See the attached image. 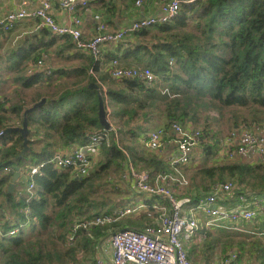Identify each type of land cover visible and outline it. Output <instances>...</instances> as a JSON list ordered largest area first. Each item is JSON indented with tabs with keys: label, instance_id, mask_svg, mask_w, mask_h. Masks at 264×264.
I'll return each mask as SVG.
<instances>
[{
	"label": "trees",
	"instance_id": "obj_1",
	"mask_svg": "<svg viewBox=\"0 0 264 264\" xmlns=\"http://www.w3.org/2000/svg\"><path fill=\"white\" fill-rule=\"evenodd\" d=\"M152 29L156 32L150 34ZM61 41H64L62 48ZM130 42L131 48L124 57L132 56L134 64L146 66L160 75V83H166L177 96L161 94L158 84L145 85L134 78L114 79L106 71L98 76L99 81L105 86V80H112L111 84L103 90L100 87L96 90L90 87V83L96 84L97 80L85 70L90 67V70L98 71L89 56H86L84 67L67 70L59 66L46 73L17 76L15 81L23 89H35L29 101H13L0 96V227L6 231L28 220L24 230L33 232L38 228L46 233L44 241L40 240V234L32 239H23L24 230L21 228L14 236L0 237V264L71 263L75 262L78 251L91 248L83 238L88 233L97 239L119 227L143 229L155 226L157 213L148 208L107 226L76 229L74 235L78 234L79 239L75 245H66L62 255L55 253L53 248V241L64 240L73 232L75 222L98 214L99 203H93L91 198L97 193L99 180L108 178L110 170L121 173L127 155L135 170L152 172V179L161 172L173 173V167L153 150L141 148L139 138L146 131L143 124L153 119H160L161 125L157 127L165 131L177 122L197 127L203 135L199 148L206 156L204 165L182 168L185 175L192 170L191 177L187 178L190 186L185 188L181 197L175 194L176 199L188 197L194 204L214 183L226 181L231 182L234 188L226 197L232 205L240 194L264 193V165L258 161L228 160L225 154L217 158L218 153L225 150L223 139L218 138L207 123L212 113L219 117L225 110H233L230 119L232 133L236 134L243 126L259 130L264 127V0H194L182 3L171 22L139 30ZM26 44L12 55V65H16L17 73L23 69V62L50 54L48 51L54 46L57 56H60L61 49L75 48L68 35L54 36L44 28L30 35ZM80 55L74 53V56L82 58ZM55 74L58 77L53 79ZM98 93L102 95L105 110L107 106L111 107L108 119L115 133L109 132L108 141L100 140L88 174L77 177L71 168H56L51 163H44L31 178L35 187L32 198L27 200L23 186L30 181L29 178L22 179L24 183L21 182L17 189L14 187L13 191H7L15 168L21 170L27 164L47 162L55 153L51 150L53 145H84L89 136L103 132L104 128L98 121ZM42 98H45L43 105L24 115L27 108ZM243 110L247 115L240 119L238 115ZM25 116L28 149L20 155L23 148L21 134L18 131L4 132L7 128L16 127L12 124L15 120L21 126ZM134 122L137 124L132 126ZM5 168H9V172H5ZM154 202L168 204V200L161 197L144 200L147 206ZM25 208L29 210L27 216L23 212ZM184 209L183 214H186L188 206ZM104 212L110 214L112 209ZM200 224L196 232L204 228ZM58 229L61 232L57 235L55 231ZM207 237H210L209 232ZM82 240L83 245L80 246L78 243ZM223 242L226 248L236 244L237 260H240V252L245 251L253 257L252 252L257 251L259 255L255 254L256 257H262L259 264H264V242L261 239ZM62 256L67 261L61 260ZM186 257L189 260L187 252Z\"/></svg>",
	"mask_w": 264,
	"mask_h": 264
},
{
	"label": "built area",
	"instance_id": "obj_2",
	"mask_svg": "<svg viewBox=\"0 0 264 264\" xmlns=\"http://www.w3.org/2000/svg\"><path fill=\"white\" fill-rule=\"evenodd\" d=\"M39 6L33 9L26 8L27 0L23 1L22 6L17 9L7 11L0 16V32L4 33L10 30L15 23L37 19L39 24L48 29L54 35H69L75 42V47L88 51L94 62L97 64L101 58L102 49L108 44H116L127 36L153 26L171 22L178 14L182 3H190L194 0H167L161 5L159 15L140 17L131 24L115 31H108L105 22H102L101 16L96 14L97 33L90 39H83L81 35V20L73 17L70 25H59L52 17L50 10L53 2H56L61 10L67 13L75 14L78 8H88L92 3H99L100 0H37ZM140 4L141 0H136ZM42 60H38L33 66L27 69V74L32 75L43 70ZM100 71L107 72L114 79H139L145 85L158 84V90L161 94L168 97H175L166 83H160V75L154 73L151 69L142 65H126L119 62L116 57L108 62L96 65ZM97 72V71H96ZM89 70L88 73L97 80L96 84L104 89V85L98 81L97 73ZM111 109L106 107V115L109 117ZM111 124V123H110ZM245 127V128H243ZM239 131L236 144L233 146L235 133H232L223 139L222 145L225 148V155L228 158L237 156H247L254 153L257 161L264 165V131L259 133V128H248L243 126ZM264 130V127L262 128ZM109 132L115 133V128L111 125L108 130L102 133H96L89 136L88 142L80 146L71 154L53 153L47 162L27 164L19 172H22L24 179L29 178V182L24 184L27 200L33 197L34 183L32 176L37 174L44 163H51L56 168H71L77 177H85L92 167V154L98 152L100 140L108 141ZM171 132L174 134L173 142L176 146V153L168 159V164L173 167V173H160L153 179L150 171H137L134 164L128 157L124 162L125 176H131L134 180V192L137 195L145 196L148 199L152 197H161L168 200V204L154 202L151 206L143 202L133 203L125 206L121 210H114L110 214H97L88 220L75 222L73 232L67 235L69 246L74 243L76 229L87 230L95 226H107L117 223L122 217L138 213L142 209L151 208L157 213L155 226H146L143 229L123 228L116 230L109 236V246L111 249V259L109 261L97 259L94 264H191L186 257L184 248L185 242L190 240L199 227L198 214L204 216V225L209 228L234 229L237 228L239 221H252L256 211L248 206L247 196L238 195L236 202L230 206H224L219 202L220 198L231 195L233 185L231 182L214 183L208 188L204 197L199 198L192 204L188 197L176 199L174 195L176 190L182 191L188 186V179L182 172L183 166H187L191 160V154L194 148L198 147L203 139V135L198 128L193 126H183L174 122L170 128L165 131L163 128L156 127L153 130H146L139 138L140 143L145 149L159 150L164 145V140ZM2 134V132H0ZM237 134V133H236ZM9 172V168L4 169ZM21 174V173H20ZM24 183V182H23ZM171 186H174L171 188ZM258 204V201L254 202ZM184 205L188 206L186 214H183ZM27 216L28 208L23 210ZM28 220L12 226L11 229L3 231L0 227V237L14 236L19 228L24 230ZM1 225V224H0ZM257 235H264L260 231Z\"/></svg>",
	"mask_w": 264,
	"mask_h": 264
},
{
	"label": "crops",
	"instance_id": "obj_3",
	"mask_svg": "<svg viewBox=\"0 0 264 264\" xmlns=\"http://www.w3.org/2000/svg\"><path fill=\"white\" fill-rule=\"evenodd\" d=\"M23 1L24 0H0V16L6 14L7 11H11V10L17 9L19 6H22ZM165 1L167 0H141V3L138 5L135 3L136 0H103L101 3L100 2L92 3L89 5L88 8H85V9L78 8L75 14L67 13L66 11L61 10L58 4L56 2H53L51 5L50 13L52 17L54 18V20L59 25H70L73 22V17L76 16L80 18L81 35L83 39H90L93 35L97 33V20L94 19V16L96 14L101 16V20L102 22H105L108 31H115V30H119L131 24L133 21L137 20L140 17L159 15L161 12V5ZM25 6L26 8L33 9L39 6V2L37 0H27V5ZM41 28L46 29L45 27L39 24V20L37 19L24 20V21L15 23L13 27L6 32L4 33L0 32V39L1 41L5 42L8 40V38L10 39L13 38V41H12L13 43L11 45H16L17 48L20 49L22 47L27 46L28 44H26V41L29 40V36L38 33ZM46 30L50 34H52L48 29ZM152 31H155V30L152 29ZM133 34L127 36L125 39H123L119 43L108 44L104 46L102 49L101 58L98 62L99 66H101V64H104L105 62H108L113 57L120 58L119 62L122 64L134 65V63L136 62L134 61L132 56L124 57V54L131 48L129 46L131 45L130 41H133ZM54 36H59V35H54ZM69 37L71 38V36ZM18 38H20V40ZM23 40L25 41L24 43H23ZM71 40L75 45L74 40L72 38ZM63 42L64 41H61L60 43L61 48H62ZM50 50H52V52H54L55 54L56 47L54 46ZM50 50L48 51L49 53L51 52ZM75 52H78L79 54H81L80 56L82 58L74 56ZM47 55L48 54L42 55L41 57L37 58L35 61H31V62L28 61V63L26 64L27 67L33 66L40 59L42 60L41 66H43V70L39 71V73L49 72L51 68L50 67L51 62L49 61ZM86 56H89L93 59L92 55L86 50L78 49L76 47L75 48L68 47L65 49H61L60 56H58V58L61 62L66 63L67 67L62 66V68L69 70L73 68L84 67L86 63L85 62ZM98 63L96 65H98ZM27 67H25V69ZM85 70H86V73L88 74L90 67H86ZM97 70L98 71L96 73L98 74V76L104 75V72L100 71L99 68ZM57 77H58L57 74L53 76V78H57ZM98 81H99V78H98ZM104 89H105V86H104ZM98 90H99V86H98ZM19 92L18 94L17 93L14 94L16 96L11 100L26 101L24 96L22 97V94ZM19 94L21 95L20 97L22 98L18 96ZM0 96L9 98L8 96H2V95ZM14 120L15 118H12V121ZM12 124L13 126H16V127L20 126L16 120ZM236 128L237 126H234V129ZM143 129L149 130V128L146 127V125H143ZM241 129L242 128L236 131L237 134H235V137L232 140L233 146L237 142V138L239 135L238 133ZM258 131L259 133H261L264 130L261 127V130L258 129ZM173 139H174V134L173 132H171L169 135L165 137V140H164L165 143L163 147L160 148L159 150H153L157 154V156L165 160L166 163L168 162L169 157L172 154L176 153V146L173 142ZM80 146L82 145L78 143H74V144H70L66 146L53 145L51 147V150L56 153L69 155L73 153L74 151H76ZM142 147L144 148V146L141 144V148ZM196 149L198 150L196 151ZM221 152H223V150ZM96 155H97V152L92 154V163ZM220 158L222 157L220 156ZM205 159H206V156L203 154V151L198 146L193 149L192 154H191V160L188 165H191V166L201 165L205 162ZM228 160H238V161L247 162V163H256L257 157L254 153H252L247 156H237L234 158H230ZM187 166H183V168ZM124 170L125 168L123 166L121 173H120V177L118 179L122 183H124L126 186H128V190L131 191V195L134 197L132 198V197L125 195L124 196L126 199L125 204L130 205L131 203H140V202L144 203V200H148V198L142 195H137L134 192V180L131 176L123 177V174L125 173ZM20 173H21L20 177L14 185L15 189L19 187V184L23 182L22 179H24L23 177L24 175L22 174V172ZM128 190H127V193H128ZM184 190L185 189H183L182 191L176 190L175 192L176 194H180L179 197H181ZM246 192L247 194H249L248 191ZM135 197H142V200H138ZM226 197L220 198L219 202L227 207L232 206V203L226 200ZM256 201H258V204L254 203ZM247 202H248V206L256 211V215L252 221H249V222L239 221L236 224L237 228H234V229L228 230V229H223V228L206 227L203 224L204 216L200 213L197 215L199 218V223H201L200 227L202 226L204 228L200 229L199 232H196L193 235V237L190 238V240L185 242V249L187 252V256L192 264H243V260H245L244 264H259L261 262L260 259L262 257L261 258L256 257L255 255V254L259 255V252L257 251L252 252L253 257L252 255L247 254V252L245 251L240 252L238 253V255L240 256V260L239 259L237 260L236 257H237L238 248L236 244H234L231 248L224 247L223 241H227L230 239H232V242H235L237 241V239H244L245 241H247L250 239L259 238L264 242V235H257L260 231H264V193L255 194V195L250 194V196H247ZM144 211H146V209H142L138 213H135L134 215H138L139 213L144 212ZM121 220L122 219H120L119 221ZM123 228H129V227H119L115 230L107 231L105 234L99 236L97 239H94L93 237H91L90 233L85 235V237L83 238H85L84 240L86 241V243H88L91 246V248L89 249L88 253H85L83 249L78 251L76 253V258H75L76 260L75 262H73V264H94L97 259L109 261L111 259V249H110L109 241H108L109 236L111 233L115 232L116 230H120ZM208 232L210 233V237H207ZM78 239H79V236L77 234L75 241H74V245L76 244ZM78 244L82 246L83 240L79 241Z\"/></svg>",
	"mask_w": 264,
	"mask_h": 264
},
{
	"label": "rangeland",
	"instance_id": "obj_4",
	"mask_svg": "<svg viewBox=\"0 0 264 264\" xmlns=\"http://www.w3.org/2000/svg\"><path fill=\"white\" fill-rule=\"evenodd\" d=\"M188 28H190L191 26H187ZM155 33V31H151L150 34ZM20 40V38H18ZM13 38L10 39L8 38L7 41H1L0 39V95L2 96H8L9 98L13 99L16 95L15 92H19L22 94V96H24V98L26 99V101H29L30 97H32V93L34 92V87L30 88V89H23L19 82L15 81L16 77L19 75L25 76V74H27V70L25 69V66L27 63L23 62V69H21L20 73H17L16 68H15V64L12 65V62L14 61V58H12V55L14 53H17V51L19 50L17 48L16 45H11L13 42ZM3 43V44H1ZM50 54H48V59L51 62L50 65V71L56 70L59 66H66V63L61 62L58 58V56H56L52 50H50ZM33 64V63H32ZM12 65V68H11ZM67 67V66H66ZM29 68V66L27 67V69ZM53 78V77H52ZM97 78H98V74H97ZM54 79V78H53ZM112 80H105V86L111 84ZM56 84V83H54ZM44 88V87H43ZM45 90H47L46 88H44ZM36 90H38V87H36ZM110 107V106H109ZM111 109V107H110ZM233 110H225L219 117L215 114L212 113L211 116L207 119L208 122L210 124V130L216 133V136L220 139H224L227 138V136L229 134H231V130H232V123L230 122V119L233 117ZM214 114V115H213ZM247 115V113H246ZM245 115V110H243L242 112L239 113V117L240 119H242L243 116ZM205 116V115H203ZM249 118V117H247ZM137 119V118H136ZM111 122L113 123V125L116 124L115 122H113V120L111 119ZM135 124H137V122L132 123V126H134ZM143 125H146V127L149 128V130H153L156 129L155 127L160 126L161 122L160 119H153L152 122H147ZM197 128V127H195ZM245 128V127H243ZM118 139V137L116 138ZM134 148V145H132V149ZM143 148V147H142ZM198 149H196L197 151ZM222 154H225V151L223 150V152L218 153V157L220 158V156H222ZM228 158V157H227ZM230 159V158H228ZM190 163V162H189ZM204 165L201 164L200 166ZM191 169H194V167H191ZM192 170H188V173L186 174L187 178L189 179L192 175L191 173ZM120 173H116V172H112V170H110L109 176H107L108 178H102L101 180H99V186L97 188V193L91 198L94 202H98L99 204L97 205L99 208L97 210L98 214H104L108 208H111L112 211L114 210H121L126 208L125 207V203H126V199H125V195L134 198L131 195V191L128 190V186H126L124 183H122L119 179ZM188 186H190V182L188 184ZM128 190V193H127ZM138 200H142V197H135ZM186 205H184L185 207ZM132 216H136L134 214H130V215H126L124 217H132ZM122 217V218H124ZM56 234L58 235L61 230H56L55 231ZM40 236V240L44 241L45 240V236L46 233L44 231H40L38 230V228L35 229V231L32 232V230L28 229V230H24L22 233V238H28L31 237L34 238L35 236ZM69 241L67 239V236H65L64 240H59V241H53V248L55 253L58 254H63L67 248L66 245L69 246ZM56 249V250H55ZM89 251L86 250L85 253H88ZM80 253V252H79ZM247 259V257H246ZM61 260H66L63 258V256L61 257ZM76 260V259H75ZM67 261V260H66ZM245 260H243V264H244ZM233 263V262H232ZM49 264H57L55 261H53V263H49ZM66 264H73V262L71 263H66Z\"/></svg>",
	"mask_w": 264,
	"mask_h": 264
},
{
	"label": "water",
	"instance_id": "obj_5",
	"mask_svg": "<svg viewBox=\"0 0 264 264\" xmlns=\"http://www.w3.org/2000/svg\"><path fill=\"white\" fill-rule=\"evenodd\" d=\"M90 87H93L96 90H98V86L95 83H90ZM44 103H45V98H42L39 102H37V103L33 104L31 107L27 108L24 111V115H26L28 112H31L32 110L40 107ZM98 121H99V124L105 130H108L111 128V124H110L109 119L107 118V115H106L104 101H103L102 95L100 93H98ZM8 131H18L21 134V136L23 138V148L20 152V155H22L28 149V144H27L28 143V138H27L28 128H27L26 116L24 117L21 126L14 127V128H7L4 133H7ZM19 177H20L19 169L15 168V170L11 176V180L7 185V191H9V192L13 191L14 185L18 181Z\"/></svg>",
	"mask_w": 264,
	"mask_h": 264
}]
</instances>
